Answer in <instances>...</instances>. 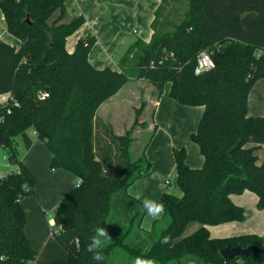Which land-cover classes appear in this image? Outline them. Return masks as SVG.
Returning a JSON list of instances; mask_svg holds the SVG:
<instances>
[{
    "label": "trees",
    "instance_id": "16d2710c",
    "mask_svg": "<svg viewBox=\"0 0 264 264\" xmlns=\"http://www.w3.org/2000/svg\"><path fill=\"white\" fill-rule=\"evenodd\" d=\"M67 2L0 0L6 29L20 42L16 48L0 39V95L9 94L0 104V147L15 166L0 178V264H36L20 204L33 193L36 180L20 162L15 142L21 136L23 150H28L30 129L50 151V167L80 180L61 199L53 218L52 233L67 258L50 264H97L86 249L99 226L112 237L100 264H133L138 256L157 264H231L238 258L242 264H264V253L231 260L220 256L228 245L262 248L264 236L213 239L207 229L243 220L244 211L232 203L231 194L253 192L257 208H264V160L257 165L255 154L264 145V116L247 115L249 92L264 79V0H188L180 23L158 37L153 31L148 43L136 39L120 58L119 71L90 64L93 36L79 39L72 53L66 51V39L85 23L82 15L66 14ZM202 50L211 52L214 68L197 76L194 67ZM130 79L148 81L157 96L169 84L174 101L203 107L190 135L203 165L189 168L185 150L173 149L182 196L162 188L164 213L152 233L140 228L146 213L142 203L126 194L151 168L143 156L129 160L128 131L113 138L118 142L115 175L113 160L100 163L93 150L97 109ZM43 93L48 97L42 100ZM194 222L200 228L184 237ZM164 237L168 243H161Z\"/></svg>",
    "mask_w": 264,
    "mask_h": 264
},
{
    "label": "crops",
    "instance_id": "0c3cea01",
    "mask_svg": "<svg viewBox=\"0 0 264 264\" xmlns=\"http://www.w3.org/2000/svg\"><path fill=\"white\" fill-rule=\"evenodd\" d=\"M163 0H71L70 16L82 15L85 23L66 39L65 49L68 53L74 51L79 39L95 37L96 42L89 53V62L96 69L109 67L119 71V60L135 42L136 39L148 43L153 34V21L155 12L162 5ZM128 6L136 13L131 14L128 23ZM119 17V24L114 25ZM128 28L137 31L136 38L127 48L129 34ZM131 30V31H132ZM0 39L5 43L18 48L20 42L10 35L6 29L4 16L0 11ZM128 45V44H127ZM130 87L128 88L127 86ZM142 86L145 87L143 95ZM170 85L166 84L162 93L152 98L155 87L142 79H131L114 96L109 98L97 109L95 120L102 125L111 126L115 136H122L128 131L127 122L117 123L116 119L128 115V107L134 113V118L141 117L142 121L148 119L149 123L140 134L148 133L149 140L141 148V155L150 163L151 168L142 172L138 179L126 189V194L141 202L144 198L159 202L162 188L167 186L169 193L181 197L182 192L177 185L173 149L183 148L186 152V165L191 169L201 168L204 162L198 146L190 139V135L197 130L203 114V107L184 106L169 97ZM9 94H1L0 104H3ZM137 103L140 105L138 106ZM138 109V115L135 111ZM140 115V116H139ZM248 117L264 116V79L254 83L248 95ZM134 120V119H133ZM29 135V134H28ZM32 145L28 150L17 146L20 162L34 176L36 182L33 193L23 199L20 204L26 213L24 225L25 235L31 248L36 252V264H50L55 260L67 258L66 249L58 242L52 233L53 218L57 206L67 192L76 186L77 178L62 169L50 167L52 155L44 142L36 137L32 130L29 135ZM147 137V138H148ZM251 147L252 144H248ZM2 153L4 149L0 147ZM257 165L264 160V145L255 152ZM6 158L5 155L2 156ZM6 159L0 162V178L4 179L14 165ZM165 180L168 184L165 185ZM137 196L140 198L137 199ZM232 203L244 211L241 221H231L218 225L208 226L210 238L225 239L246 235L264 236V208H257V196L250 191L241 194H231ZM162 215L153 219L145 213L140 228L145 233H152L160 224ZM200 228L198 223H190L183 236L187 237Z\"/></svg>",
    "mask_w": 264,
    "mask_h": 264
},
{
    "label": "rangeland",
    "instance_id": "374dc122",
    "mask_svg": "<svg viewBox=\"0 0 264 264\" xmlns=\"http://www.w3.org/2000/svg\"><path fill=\"white\" fill-rule=\"evenodd\" d=\"M187 2L188 0H163L162 5L157 9L156 13H155V22L153 25V31L155 32V35L158 37L160 34L167 32L171 29H173V27L177 24L180 23V21L183 19L185 13L187 12ZM68 6L66 7V14L69 15L71 14L70 11V4H71V0H68L67 2ZM136 9L135 6H133V11L129 9L128 6V23L129 25L130 23V18L132 17L131 14L133 15L134 13H136ZM119 20L120 18L117 17L114 21V25L117 26L119 24ZM132 29L128 28L129 34L127 37V44H123L122 45V49L127 48V46H129L131 44V42L136 38V35L132 33L131 31ZM130 63H126L125 67L130 66ZM131 80V79H130ZM146 81V80H145ZM148 82V81H146ZM131 84H129V86H127L128 88L130 87ZM142 93L144 95L145 93V87L142 86ZM156 92H152V98L155 96V94H157V90H155ZM2 98H0L1 100ZM137 105L139 106L140 104L137 103ZM135 115H138V109H136L135 111ZM134 113L131 111V108L128 107V115L125 114L122 115V118L120 119H116L117 123H121V122H127L128 120V157L129 160L131 162H135L138 161V159L142 156L141 155V148L142 146L145 144L146 141L149 140L148 137V133H143L140 134V128L144 129L146 125V123L148 124L150 120H146L144 122H141L142 119L141 117L134 118ZM140 116V115H139ZM134 119V120H133ZM93 131V145H94V153H95V157L96 160L98 162H105L106 160H108V158L111 159L112 162V166L111 168L114 171V175L116 172V165L117 160L116 157L118 155V142L114 141L113 138L115 137L114 132L111 128V126L107 125H102L100 121L95 120L94 126L92 128ZM127 132V131H126ZM27 133L29 135L32 134V130H28ZM125 133H123L122 135H124ZM148 137V138H147ZM15 142L17 143V146L19 145L20 147L22 146L23 149V142H22V138L21 136H17L15 138ZM4 149V148H3ZM5 155L6 158H3L2 156ZM4 159H6L4 162L8 163L7 160V152L4 149V152L2 153V150L0 148V162L3 161ZM2 163V162H1ZM167 187V186H166ZM53 230H56L55 228H51ZM121 258L119 257V260ZM193 264V263H192ZM231 264H242V260L241 259H236L234 262H232Z\"/></svg>",
    "mask_w": 264,
    "mask_h": 264
},
{
    "label": "clouds",
    "instance_id": "9594fccd",
    "mask_svg": "<svg viewBox=\"0 0 264 264\" xmlns=\"http://www.w3.org/2000/svg\"><path fill=\"white\" fill-rule=\"evenodd\" d=\"M139 198L140 197L137 196V199ZM142 206L147 215L153 219L159 218L164 213V205L155 200L144 198ZM59 229L62 230L63 227L59 226ZM168 240V237H164L161 243H168ZM110 241H112V237L106 228L99 226L95 229V234L91 237L86 250L91 254V259L97 262V264H100V262L105 260L103 248ZM133 264H157V261L152 258H143L138 256L134 259Z\"/></svg>",
    "mask_w": 264,
    "mask_h": 264
},
{
    "label": "built area",
    "instance_id": "2783aa9c",
    "mask_svg": "<svg viewBox=\"0 0 264 264\" xmlns=\"http://www.w3.org/2000/svg\"><path fill=\"white\" fill-rule=\"evenodd\" d=\"M133 34H136L137 31L135 29L132 30ZM212 68H214V63L211 57V52L209 50H202L198 53L197 57H196V63H195V67H194V74L195 75H201L209 70H211ZM46 97H48V94L43 93L41 94V99H45ZM16 106L18 104H15ZM80 184V180L77 179L76 182V186ZM165 185L168 184V181L165 180L164 182Z\"/></svg>",
    "mask_w": 264,
    "mask_h": 264
},
{
    "label": "water",
    "instance_id": "95a60500",
    "mask_svg": "<svg viewBox=\"0 0 264 264\" xmlns=\"http://www.w3.org/2000/svg\"><path fill=\"white\" fill-rule=\"evenodd\" d=\"M264 253V247H257L255 245H249L245 248L241 246H226L220 250V256L224 260H231L235 257H249L252 254Z\"/></svg>",
    "mask_w": 264,
    "mask_h": 264
}]
</instances>
